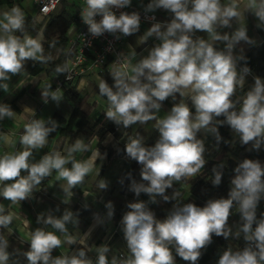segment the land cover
Returning a JSON list of instances; mask_svg holds the SVG:
<instances>
[{
    "label": "clouds",
    "instance_id": "obj_1",
    "mask_svg": "<svg viewBox=\"0 0 264 264\" xmlns=\"http://www.w3.org/2000/svg\"><path fill=\"white\" fill-rule=\"evenodd\" d=\"M131 6L132 0H84L79 14L92 37L107 33L119 40L140 31V12L125 11ZM141 7L151 26L140 43L150 38L157 43L138 60L136 50L130 48L127 55L113 61L109 66L111 84L98 77L99 95L107 102L106 119L124 130L152 122L158 133L152 145L139 133H124L127 141L123 152L139 165L140 176L137 181L128 172L118 181L123 186L125 178L130 180L128 190L136 197L126 204L128 210L120 220L127 253L109 257V244H87L90 231L79 239L72 235L67 225L79 226V212L66 209L59 217L51 211L38 214L36 223L53 230H31L29 247L23 252H9V241L0 231V264H9L13 255H22L27 264H177V257L186 264H198L214 237L243 240L242 248L223 250L216 264H264V211H259L264 201V161L238 160L231 170L227 196L208 199L203 206L180 201L181 193L174 187L196 177L205 167L207 135L214 138L217 148L222 142L229 144L221 136V127L227 126L248 152L264 150V78L252 73L241 47L257 43L248 35L246 16L251 15L255 27L264 30V0H149L146 5L141 0ZM159 9L170 13V19L157 21L155 15H149ZM41 11L47 13V5ZM0 16V89L7 93V81L21 75L27 61L47 63L52 57L44 55L42 34L33 38L26 33V16L19 6L13 5ZM240 61H244L243 66ZM55 71L68 73L70 64L57 66ZM249 76L253 82L244 92ZM238 92L244 94L239 96ZM41 98L45 104L49 98L59 104L63 93L59 88L53 90L49 83L41 90ZM168 100L172 106L161 117L159 113ZM15 116L10 104L0 103V121ZM58 127L51 118H33L24 124L19 137L21 150L0 155V198L9 202L8 208L0 204V230L13 234L11 206L32 199L34 191L53 173L56 181L64 182L62 202L69 204L73 189L81 187L94 171L96 159L106 158L107 153L101 155L98 147L93 149L92 141L76 139L65 148L66 154L51 151L34 162L33 152L43 149ZM0 139L12 144L6 135ZM89 151L92 155L87 161L75 158L76 153ZM224 170L222 162L212 168L214 187L221 185ZM109 183L100 179L97 187L104 192ZM142 193L147 200L139 199ZM161 203L171 204V208L158 218L150 205ZM105 207L111 220L114 205L108 201ZM234 214L239 216L235 231L229 223ZM93 218L98 224L105 223L98 213ZM77 243L81 247L71 254L53 255L62 246ZM92 251L95 260L88 255Z\"/></svg>",
    "mask_w": 264,
    "mask_h": 264
},
{
    "label": "crops",
    "instance_id": "obj_2",
    "mask_svg": "<svg viewBox=\"0 0 264 264\" xmlns=\"http://www.w3.org/2000/svg\"><path fill=\"white\" fill-rule=\"evenodd\" d=\"M32 6L30 0H23V3L26 7H28V2ZM69 2H76L79 5L78 0H68ZM149 0H143V4L146 5ZM223 2H227V0H223ZM132 4L138 7H141V0H132ZM5 6H11L10 0H0V13L3 11H7L4 9ZM23 7V6H22ZM58 8V7H57ZM25 16H31L33 18V24L26 31V33L33 38H35L38 34H42V26L38 27L36 24L37 21L34 18L33 11H30L24 8ZM80 13V8H79ZM77 14L78 21L75 25H73L69 31L68 36L72 38L75 36L78 28H79V19L80 14ZM161 21H166L170 19V13L166 12L163 9H159L155 12ZM29 14V15H28ZM251 15L245 17L244 22L250 21ZM45 17H41V21ZM2 19V16H0ZM253 24V25H252ZM247 25L248 31L252 34L251 37L254 38L257 43L255 46H250L249 48L256 47L261 43H264V30H259L255 27V23ZM151 26V24H144L140 26V31L130 37H126V41L124 44V52L127 55L130 51V48H134L137 52L136 59L138 60L140 56L146 55L147 50L150 49L157 41L154 38H150L146 43H140V38L143 36L144 32ZM229 31V30H225ZM199 35H204L203 33H198ZM243 46V45H242ZM247 48V47H245ZM250 49L247 50V52ZM31 60L27 61L25 64V68ZM135 62V61H133ZM98 77L106 79L109 84L112 83L111 78L104 72L100 75H87L83 78L75 80L74 86L76 91L81 93L84 97L86 104L89 105L91 113H101L105 115V109L107 107L106 100L99 95V93H95L94 87L98 88ZM56 79L54 76L46 73H40L36 76H30L24 72L21 75L13 76L10 81H7L9 85V92H4L0 89V103H8L11 105L12 109L16 113L14 119L5 118L0 121V136H8L12 144H6L2 139H0V155L4 152H14L21 150V145L19 144V137L23 133L24 124L30 122L33 118L36 119H44L48 121L51 117L52 113L59 112L63 116H68L70 113L69 105L62 99L59 104L52 101L49 98L48 103L45 104L41 98V90L47 85L51 84L52 89L55 90L57 87L55 86ZM62 91V89H60ZM22 92V93H21ZM170 102V100H168ZM163 111V110H161ZM146 125H133L128 128L129 132L134 133L138 130H145ZM122 129V128H121ZM124 130V129H123ZM126 130V131H127ZM152 133V132H151ZM151 133L147 134L148 137ZM144 137V139L146 138ZM116 140L113 136H107L102 142L98 143L97 140H92V147L95 149L99 148L101 155L107 153L106 158L100 160L98 157L96 159V167L94 171L89 174L84 184L81 187H77L73 189V193L76 192L77 195H73L69 204H64L63 197L60 195L63 190L61 185L64 183L63 181L55 180V173L53 176L48 177L45 183H42L38 190L34 191L33 198L30 200L23 201L21 204L12 205L10 211L14 214L15 218L12 224V228L14 230L13 234H9L5 229V236L9 241V248L14 252V250H20L21 252L26 251L29 247L27 240L29 239L28 233L31 230H34L37 227H46V230L52 231L50 226H44L42 224L36 223L37 215L40 213L47 214L49 211L52 212L54 216H61L63 212L68 209L73 211L74 213L79 212V226L73 227L71 224L67 225L69 228V232L76 236L78 239L84 234L90 231V236L87 240V244L91 247L99 246L102 243L109 244L111 240V235H102L101 243L94 240V234L99 229L97 227H104L97 223V221L93 218V214L97 213V208L100 209V204L97 202V197L99 198L103 192L98 190L96 195H90L91 193L88 191V185L97 186L100 179H105L106 177L114 178V182L116 183L117 178L122 169L123 163H113L115 158H113V153L109 155V152L106 151V147L108 145H115ZM75 142V141H74ZM74 142H69L67 139L56 138L48 142V144L40 150H36L33 152V161H39V159L51 152V151H61L62 154H66L65 148L70 146ZM87 143V142H86ZM92 153L83 152L76 153L75 158L79 161H87L91 157ZM125 154H121V158L124 157ZM119 160V159H118ZM67 167H71V165H67ZM99 172V175H97ZM98 188V187H97ZM113 190V186H109V188L104 192H110ZM82 192V193H81ZM45 194H48L45 195ZM61 199V202L56 203V198ZM92 198V200H90ZM0 204H3L6 208L9 206V202L0 198ZM78 207V209H77ZM59 208V211L56 209ZM106 228V226H105ZM104 232V231H103ZM59 235V233H57ZM111 237V238H110ZM110 245V244H109ZM81 247L79 243L73 244L71 246L64 245L61 248L54 251L53 255H60L61 253L71 254L77 248ZM112 248V252L109 253V257L113 254H117L120 249L126 248V242L121 238V241L118 242L117 247L110 246ZM95 252H89L88 255H94ZM16 258L14 260H10L9 264H12L13 261L18 260L19 264H27L26 259L20 255H15Z\"/></svg>",
    "mask_w": 264,
    "mask_h": 264
},
{
    "label": "trees",
    "instance_id": "obj_3",
    "mask_svg": "<svg viewBox=\"0 0 264 264\" xmlns=\"http://www.w3.org/2000/svg\"><path fill=\"white\" fill-rule=\"evenodd\" d=\"M78 13L79 5L76 2L61 0L58 8L52 14L45 17V21L42 25V44L44 55L51 56L52 59L47 63L29 62L25 68L26 74L36 76L40 73H46L54 76L56 80L64 82L65 73L58 74L55 69L57 66H61L65 63L64 51L69 41L68 31L78 21ZM32 24L33 18L27 16L25 30L27 31ZM17 35L20 34L17 33ZM53 42H55V46H50ZM244 55L247 57L248 66L251 68L254 75H259L264 78V43L251 48ZM243 65L244 61H240V66ZM247 88L248 86L245 85L244 92L247 91ZM61 89L63 100L70 107V113L68 116H63L57 111L52 113L50 118L55 120L59 127L56 132L50 134L49 141L61 138L67 139L69 142H74L76 139H83L85 142H89L95 139L100 143L107 136L111 135L118 141V147L122 145L121 142H119L122 135L121 130H117V126L106 119L104 114L90 113L83 95L76 91L74 83L66 82ZM244 92H238L237 94L242 96ZM46 126L50 127L51 125L47 124ZM219 131L221 136L229 141V144H224L222 142L219 148H217L214 138L210 134L206 136L205 159L207 163L205 167L199 175L193 177L189 181L187 188H182L179 184L174 186L181 193L180 201L194 202L198 206H203L208 199L219 198L221 196L226 197L229 190L230 176L232 175L231 170L236 166L238 160L244 158H259L264 161V150H261L259 153L248 152L246 150L247 146H240L238 142L239 138L234 136L227 126L221 127ZM157 138L158 133L154 130L145 139V142L148 145H152ZM221 162L225 165L224 177L221 185L214 187L211 183V170L215 165ZM123 166L124 172L119 176L118 181L120 178L125 177V174L128 172H132L134 177L135 172L139 168V165L135 161H129L128 159L124 161ZM46 180L47 178L42 183H45ZM129 181L130 180L125 178L124 185ZM171 192L172 190L169 189L168 193L171 194ZM142 196L144 200L148 199L145 194H142ZM150 207L156 212L158 218H163L166 212L170 210L171 204L161 203L160 205H150ZM259 211H264V203L260 204ZM233 220L237 222L239 216L234 214ZM0 231H2L5 236V229ZM227 247H232L234 250L242 248L243 240H225L223 237H214L213 243L205 250L198 264H216L219 255ZM8 251L13 252L10 248H8ZM15 258L16 256L13 255L10 260H14ZM177 262L186 264V262L182 261L179 257H177Z\"/></svg>",
    "mask_w": 264,
    "mask_h": 264
},
{
    "label": "built area",
    "instance_id": "obj_4",
    "mask_svg": "<svg viewBox=\"0 0 264 264\" xmlns=\"http://www.w3.org/2000/svg\"><path fill=\"white\" fill-rule=\"evenodd\" d=\"M79 1V8L84 6V0ZM36 14L41 17H47L52 14L59 6L61 0H30ZM47 5L49 11L43 13L41 11L42 7ZM137 10L141 14V25L151 24L150 21L144 19V12L142 7L136 5L131 6V8L125 9V11ZM149 15H155L157 21H161L156 13H150ZM99 19V17H97ZM79 28L72 38L69 39L68 44L65 48V63L70 64V72L65 73L64 82L61 80H56L55 86L61 89L66 82L74 83L75 80L83 78L87 75H100L102 72L109 75V66L113 61L121 59L124 52V44L126 38L121 37V39L116 40L110 34L105 33L103 36L98 38L92 37L88 31L87 26L79 19ZM64 63V64H65ZM70 75V79L67 77ZM112 80V79H111ZM118 130V128H116ZM261 203H264L262 201ZM126 251H119V254H126ZM90 258L95 260V256L91 255Z\"/></svg>",
    "mask_w": 264,
    "mask_h": 264
},
{
    "label": "rangeland",
    "instance_id": "obj_5",
    "mask_svg": "<svg viewBox=\"0 0 264 264\" xmlns=\"http://www.w3.org/2000/svg\"><path fill=\"white\" fill-rule=\"evenodd\" d=\"M27 2H28V1H27ZM73 2H74V1H73ZM10 4H11V6H5L4 9L9 10L13 5H17V6H19L22 10H24V8L28 10V7H29V8H30V11H31V12L33 11L34 18H35L37 21L40 20L39 22H36V24L38 25V27H41V26L43 25V23H44V21H45V18L41 21V16H39V15L36 14L35 9L33 8V6H31V5L29 4V2H28V7H26V6L24 5L23 0H10ZM22 6H23V7H22ZM28 15H29V14H28ZM252 23H256V22H255V19L251 16V17H250V21H249V23L246 22V25L250 26V24H252ZM252 25H253V24H252ZM234 26H235V25H234ZM248 35L251 37L252 34L250 33V31H248ZM70 38H71V37H70ZM242 45H243V46H242ZM242 45H241V47H243V49H244L243 54H245V53L247 52L248 49H251V48H249V47H250L249 45H244V44H242ZM245 47H247V48H245ZM252 48H253V47H252ZM252 73H253V72H252ZM253 74H254V73H253ZM252 82H253V81H252V77L249 76V77L247 78V84H246V85H247V86H250V85L252 84ZM94 91H95V93H99L97 87H94ZM171 106H172V101H171V100H170V102L165 101V103H164V107L162 108L163 111H161V112L159 113V115H160L161 117H163L164 115H166V114H167V111L170 110ZM87 109H88L89 112L91 113L88 104H87ZM146 126H147V127H146L145 130H143V131H142V130H138V131H135L134 133L129 132L128 130H127V131H126V130H123V129L120 128V130H121V132H122V135H121V139H119V142H121L122 145L118 147V146H117L118 141L116 140V141L114 142L115 145L112 146L113 149H111V146H110V145H108V147H106V151L109 152V155H111V153L114 154V155H113V158H115V160L113 161V163H117V164H118V163H124V161L127 159L126 156H124V157L121 158V154H123L122 152H123L124 145H125V143H126V141H127V136L124 135V133L127 132L128 135H135V134L139 133L141 136L146 137L147 134H149V133H151V132L154 131L153 128H152V122H149ZM201 136L203 137V134H201ZM146 138H147V137H146ZM146 138H145V139H146ZM117 149H120V151H117ZM118 159H119V160H118ZM201 171H202V170H201ZM123 172H124V166H122V169H121V171H120L119 176H120ZM119 176H118V178H119ZM118 178H117L116 183L114 182V178H113V179H112V178H109V177H106V178H105V179H107V180L110 182V183H109V186H111V187L113 186V190H111L110 192H103L99 198L97 197V199H98L97 202H98V203L100 204V206H101L100 209L97 208V210H98L97 213L99 214V217H100V218H102V219L105 220V223L103 224L104 227H100V226L97 227L99 230L96 231V233L94 234V237H95L94 240H97V242H99V243H101L100 240L102 239V235H111L112 238L110 237L111 240H110L109 244H110V246H115V245H116V247H117L118 242L121 241V238L123 239V234H122V232L120 231V220H121V218H122L124 212H126V211L128 210V209L126 208V204H127L128 202H134L135 199H136L134 193H132V192H130V191L128 190L131 181L127 182L123 187H121V185L118 183ZM134 178H135L137 181H139V179H140V176H139V168H138V170L135 172V174H134ZM189 181H190V180H189ZM189 181H187V182L184 183V184H179V185H180L182 188H187ZM88 187H89L88 191L91 193V194L88 195V196L91 197V195L93 196V195H96V194H97V192H98L99 189L97 188L96 185L93 186V187H92L91 185H88ZM81 193H82V192H81ZM142 194H143V193H142ZM142 194H141V196L139 197V199L144 200ZM45 195L48 196V194H45ZM60 195H62V197L65 198L63 192H62ZM73 195H77V193L74 192ZM55 198H56V197H55ZM90 200H92V198H90ZM59 201L61 202V199L56 198V203L59 202ZM108 201H111V202L113 203V205H114V209H115L114 217H113L111 220H108L107 217H106L107 208L105 207V204H106ZM77 209H78V207H77ZM229 223H230V225H233V230L235 231V224H236V222L233 220V216L230 217ZM100 225H101V224H100ZM105 226H106V228H105ZM103 231H104V232H103ZM229 240H230V239H229ZM9 246H10V245H9ZM119 251H126V252H127V249L124 248V249H120ZM90 256H91V255H89V257H90ZM93 256L96 257V253H95ZM177 264H182V262H177Z\"/></svg>",
    "mask_w": 264,
    "mask_h": 264
}]
</instances>
